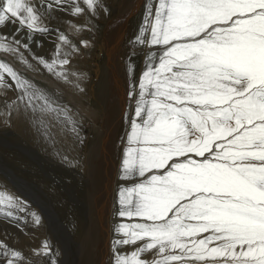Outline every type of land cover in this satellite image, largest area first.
Returning a JSON list of instances; mask_svg holds the SVG:
<instances>
[{
  "label": "snow or ice",
  "instance_id": "1",
  "mask_svg": "<svg viewBox=\"0 0 264 264\" xmlns=\"http://www.w3.org/2000/svg\"><path fill=\"white\" fill-rule=\"evenodd\" d=\"M56 11L110 14L106 0H0V29L14 26L0 32V127L15 118L54 146L63 123L83 144L80 122L60 94L3 59L26 70L42 66L83 93L87 73L73 59L89 41L70 35L89 28L87 20L55 29L50 58L29 51L34 34L53 31L46 20ZM127 45L134 111L123 114L129 127L118 179L125 183L116 194L111 264H264V0H144ZM145 48L137 83L132 56ZM27 210L0 184V219L18 221ZM31 217L40 224L35 211ZM125 246L132 250L121 251ZM34 252L48 257L51 247L44 241ZM0 256L2 264L25 260L3 239Z\"/></svg>",
  "mask_w": 264,
  "mask_h": 264
},
{
  "label": "rangeland",
  "instance_id": "2",
  "mask_svg": "<svg viewBox=\"0 0 264 264\" xmlns=\"http://www.w3.org/2000/svg\"><path fill=\"white\" fill-rule=\"evenodd\" d=\"M106 2L110 10V14L107 16L98 13L95 18H87L84 15L72 16L70 11H56L54 19L46 20L47 26L53 31L45 34H34L29 45L30 53L37 57L50 58L57 39L55 29L65 31L69 24L81 25L87 20L89 28L77 33L74 37L70 35V39H73L74 42H78L80 39L89 41V47L83 48L81 46L80 54L73 59V65L87 73L83 93H73L63 84H61L60 89L51 86L49 81L59 84V86L60 83L49 75L42 66L36 65L35 70H26L11 57H3L39 87L60 94V102L67 104L79 120L80 137L84 141L83 144H80L75 135L63 126V123L57 128L62 133L64 132L63 134L69 139V142L65 144L59 142L58 144L56 140L54 146L42 140L35 131L32 135L34 138H28L18 132L12 124L11 127H0V168L3 169L4 166L9 168L14 176V178L12 176V180L15 182L11 183L0 173V184H6L9 191L26 201L28 209L24 213H17L18 221L0 219V239H3L10 247L22 252L25 258L24 264H38V262L50 264L51 259H55L57 264H85L82 257L84 254L90 256L87 264H111V254L107 256L106 250L104 255L107 257L103 256L101 260H98L93 253L90 255L89 252L82 250V242L83 236L87 232L86 224L89 221L87 210L89 207H93L97 213L102 212V206L106 207V210L109 209L106 213L108 214L109 243L114 237L113 224L120 222V219L114 215V211L117 207L118 185L125 183L118 179L119 164L123 152L121 138L125 137L129 127L123 119V114L128 112L130 118L134 111V101L127 98L128 76L125 66L126 53L129 52L127 41L137 31L142 20L144 0H106ZM13 31L14 26L12 24L0 29V32L3 33ZM115 41L116 43H114ZM116 48L117 50L120 49L121 54ZM146 51V48L138 49L136 55L132 56V62L135 65L134 80L137 83L143 70ZM25 56L30 64L35 65L36 62L28 52H25ZM115 73H119V75ZM8 95L12 97L15 93L9 91ZM114 100L119 102L116 107L117 116L111 124L107 125L106 121L110 119L108 114L111 112L108 107H112ZM84 109L93 114L92 118L82 113ZM101 131L104 133L101 134ZM74 146L77 153L72 157L69 147ZM96 152L102 157L103 163L100 166L103 168L106 166L104 169L110 170L115 175L114 178H111L114 186L111 191L112 194L108 196L109 198L107 197L108 199L101 198V194L99 195L101 189L98 190L100 187H103L105 192L107 190L108 180L103 174L104 171L101 172L103 176L97 174L91 176V172L88 170L89 168L94 170L97 166L93 159ZM64 156L68 157L66 161L63 159ZM23 184L27 186L32 195L23 192L30 197L25 196L23 192L21 193ZM106 200L108 201L106 202ZM38 204L44 207L43 213L45 214L42 213ZM32 211L40 216L39 225L32 222ZM69 213L70 215L73 213L72 216L77 217V221L79 220L81 223L79 229L76 228L81 233L79 236L72 230L73 228L69 223L71 218ZM98 220L101 222V218ZM124 222L131 221L125 220ZM7 227H13L12 229L16 230L20 236H28L34 244L31 242L32 245L30 246L26 243L21 245L22 247L16 244L14 241L16 239L15 234L9 232ZM36 231L38 234L35 233ZM40 234L42 238L39 236ZM41 240L47 241L51 247V255L48 257L37 256L32 250L34 245L44 243ZM120 250L131 251L132 248L125 246ZM2 261L3 257L0 256V264Z\"/></svg>",
  "mask_w": 264,
  "mask_h": 264
},
{
  "label": "bare ground",
  "instance_id": "3",
  "mask_svg": "<svg viewBox=\"0 0 264 264\" xmlns=\"http://www.w3.org/2000/svg\"><path fill=\"white\" fill-rule=\"evenodd\" d=\"M126 15V14H125ZM124 16V15H123ZM124 19V18H123ZM122 23V22H121ZM119 37H120V35H119ZM119 37H118V39H119ZM114 43H116V41L114 42ZM112 47V46H111ZM109 48V47H108ZM119 49V48H118ZM116 50H117V48H116ZM118 52L120 51V49L119 50H117ZM116 51V52H117ZM112 52V51H111ZM114 52V51H113ZM120 53V52H119ZM113 54V53H112ZM116 54V53H115ZM121 54V53H120ZM119 54V55H120ZM83 55V54H82ZM115 56V55H114ZM81 57V56H80ZM114 58V57H113ZM114 60H115V58H114ZM112 62V61H111ZM113 63V62H112ZM116 64V63H115ZM77 66V65H76ZM112 66H114V65H112ZM111 66V67H112ZM114 71V70H113ZM116 72H118V71H116ZM120 73V72H119ZM119 73H115L116 75H119ZM113 75V74H112ZM115 75V76H116ZM120 77V76H119ZM45 78V77H44ZM116 78V77H115ZM121 78V77H120ZM46 79H47V77H46ZM114 79V78H113ZM112 79V80H113ZM122 80V79H121ZM114 81V80H113ZM117 81V80H116ZM119 82V81H118ZM122 83V82H121ZM49 84H51V86H55L57 89H60L61 88V84H60V86H59V84L57 85L56 83H54V82H52V81H49ZM117 84H119V83H117ZM82 87L84 88V82L82 83ZM120 90H121V88H120ZM73 101V100H72ZM110 101H112V100H110ZM74 102V101H73ZM125 102V101H124ZM110 103H112V102H110ZM109 105V104H108ZM119 105V102L118 101H116V100H114V102H113V104H112V107L110 106V107H108V109L109 110H111V112H109V120L107 119V125L110 123L111 124V122L113 121V119L117 116L116 115V107ZM82 113L83 114H86V116H88L89 118H92V116H93V114L91 113V112H88V111H86L85 109L84 110H82ZM106 114V115H107ZM108 118V117H107ZM99 121V120H98ZM100 122H102V121H100ZM119 122V121H118ZM12 125L14 126V128L18 131V132H20V133H22L23 134V136L25 135V137H28V138H31L32 137V135H33V129H31V128H29L28 127V125L27 124H25L23 121H20V120H16L15 118L12 120ZM56 140L58 141V144H59V142H62V143H68L69 142V139L68 138H66L65 136H64V132L62 133L60 130H59V128H57L56 127ZM97 131H98V129H97ZM104 133V132H103ZM102 133V131H101V134H103ZM106 134V133H105ZM102 136H104V135H102ZM32 138H34V137H32ZM38 138V137H37ZM112 140V139H111ZM40 141V140H39ZM105 142V141H104ZM108 143V142H107ZM62 145V144H61ZM109 145V144H108ZM43 146V145H42ZM105 147V146H104ZM110 147V146H109ZM68 149V148H67ZM69 149H70V155L72 156V157H74L75 156V153H77V150H76V148H75V146L74 147H69ZM106 152V151H105ZM101 153V152H100ZM108 153V152H107ZM77 155V154H76ZM8 159V158H7ZM94 162H96L97 164V166L95 167V169L94 170H91L90 168L88 169L90 172H91V176H95L96 174L98 175V176H103L102 174H101V172H102V170L104 171V173L103 174H105L104 176L107 178V180H108V185H107V190H106V192H105V189L103 188V187H100V188H98V190L99 189H101L99 192V195L101 196V198H103V197H105V199L108 197V196H110L112 193H111V191L113 190V184H112V181H111V178L113 177L114 178V174H112V172L110 171H108L107 169V171L103 168V167H101L100 166V164L101 163H103V161H102V157H100V154H98V152H96V154L94 155ZM109 159V158H108ZM85 162V161H84ZM109 165V164H108ZM110 167V166H109ZM85 169V168H84ZM87 170V169H86ZM0 173H2L7 179H8V181H10L11 183H15L13 180H12V176H13V173H12V171L9 169V168H7V167H3V169H1L0 168ZM89 174V173H88ZM87 174V175H88ZM3 177V176H2ZM13 178H14V176H13ZM17 185V184H16ZM22 187H23V190L21 189V193L23 192V191H25V192H27L28 194H31V191L30 190H28L27 189V186H25L24 184L22 185ZM97 188V187H96ZM90 189V188H89ZM20 190V189H19ZM25 192H23V194H25V196H28V197H30L28 194H26ZM32 195V194H31ZM98 195V196H99ZM105 195V196H104ZM109 198V197H108ZM107 198V199H108ZM99 201V200H98ZM98 201H96V202H98ZM101 201V200H100ZM108 200H106V202H107ZM95 202V203H96ZM100 203V202H99ZM104 203H105V201H104ZM103 203V204H104ZM100 205V204H99ZM91 206H93V205H91ZM38 207L40 208V210L42 211V213L45 211L44 210V207L43 206H41L40 204H38ZM102 212H100V213H97V211H95V209H93V207H89V209L87 210V215H88V224H86V229H87V232H86V234L83 236L84 237V239H83V242H82V250L84 249L85 251H87V252H89L90 253V255H91V253H93L94 254V256L98 259V260H101L102 258H103V256H105L104 255V253H106L105 252V250L107 251V256L108 255H110V251H109V236H108V230H109V224H108V222H107V220H108V214H106L107 213V210H109V209H107L106 210V207H104V206H102ZM109 212V211H108ZM43 214H45V213H43ZM73 214V213H72ZM72 214L70 215V213H69V215L71 216V218H70V222H69V220H68V222L71 224V226H72V230H74V232H75V234L76 235H80L81 233H80V231L78 230L79 229V227L81 226V223L79 222V220L77 221V217L75 218L74 216H72ZM95 215V216H94ZM107 216V217H106ZM97 218V219H96ZM99 218H101V222L98 220ZM76 219V220H75ZM8 228V227H7ZM13 228V227H12ZM12 228H8V230H9V232H13V234H15V238L16 239H14V241L16 242V244H18V245H24V244H26V243H28V245H32V239H30L28 236H20L19 234H17L18 232L16 231V230H14V229H12ZM76 228H78V229H76ZM76 230V231H75ZM78 230V231H77ZM35 233H37V231L35 232ZM39 233H41V232H39ZM100 233H101V239H102V242H101V239H100ZM17 234V235H16ZM38 234V233H37ZM11 236H12V234H11ZM39 236H41V234L39 235ZM86 236V237H85ZM41 238H42V236H41ZM45 238V237H44ZM36 240V239H35ZM43 240V239H42ZM41 240V241H42ZM32 242V243H31ZM40 242V241H39ZM42 242H44V241H42ZM29 243H31V244H29ZM36 243V242H35ZM34 244V243H33ZM41 245H34L33 247H32V250L34 251V250H36V249H38L39 247H40ZM97 246H100V248H97ZM22 247V246H21ZM25 247V246H24ZM23 247V248H24ZM26 248V247H25ZM30 252V251H29ZM34 253V252H33ZM27 254V253H26ZM107 256H105V257H107ZM83 261H85V264H87L88 263V260L90 259V256L88 255V254H84L83 256ZM27 260V259H26ZM37 260V259H36ZM25 262V261H24ZM38 262V261H37ZM80 262V261H79ZM29 264V263H28ZM38 264H40L39 262H38Z\"/></svg>",
  "mask_w": 264,
  "mask_h": 264
}]
</instances>
